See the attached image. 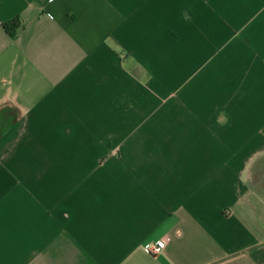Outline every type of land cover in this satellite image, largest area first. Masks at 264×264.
<instances>
[{"label":"crops","instance_id":"obj_1","mask_svg":"<svg viewBox=\"0 0 264 264\" xmlns=\"http://www.w3.org/2000/svg\"><path fill=\"white\" fill-rule=\"evenodd\" d=\"M0 264H264V0H0Z\"/></svg>","mask_w":264,"mask_h":264},{"label":"built area","instance_id":"obj_2","mask_svg":"<svg viewBox=\"0 0 264 264\" xmlns=\"http://www.w3.org/2000/svg\"><path fill=\"white\" fill-rule=\"evenodd\" d=\"M167 243H168V239L167 238H163V239L159 240L157 243L153 244L150 247V252L154 256H159L166 249Z\"/></svg>","mask_w":264,"mask_h":264},{"label":"trees","instance_id":"obj_3","mask_svg":"<svg viewBox=\"0 0 264 264\" xmlns=\"http://www.w3.org/2000/svg\"><path fill=\"white\" fill-rule=\"evenodd\" d=\"M20 26L21 22L19 20H14L12 22L4 24V29L10 36L15 37Z\"/></svg>","mask_w":264,"mask_h":264}]
</instances>
